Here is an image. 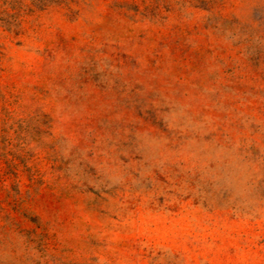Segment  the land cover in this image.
Segmentation results:
<instances>
[{
    "label": "rangeland",
    "instance_id": "rangeland-1",
    "mask_svg": "<svg viewBox=\"0 0 264 264\" xmlns=\"http://www.w3.org/2000/svg\"><path fill=\"white\" fill-rule=\"evenodd\" d=\"M0 264H264V0H0Z\"/></svg>",
    "mask_w": 264,
    "mask_h": 264
}]
</instances>
